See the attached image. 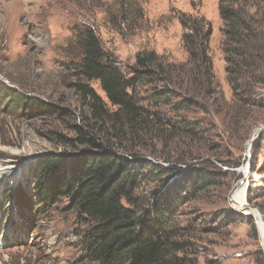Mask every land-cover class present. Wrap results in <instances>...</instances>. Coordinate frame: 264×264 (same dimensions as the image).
<instances>
[{
    "label": "rangeland",
    "instance_id": "1",
    "mask_svg": "<svg viewBox=\"0 0 264 264\" xmlns=\"http://www.w3.org/2000/svg\"><path fill=\"white\" fill-rule=\"evenodd\" d=\"M195 18H204L212 29L209 56L218 95L196 99L198 84L185 85L182 92L197 107L172 118L192 128L196 125L200 135L169 132L156 140L149 133L138 142L128 138L123 146L134 148L140 159L151 163V169L182 172L180 182L186 176L192 178L199 168L207 177H221L216 186L200 190L181 204L179 197L173 202L174 242L184 244L180 259L187 264H264L257 219L246 212L243 215L230 202L233 188L250 164L246 201L264 215V195L255 198L264 191V134L255 142L258 148H252L251 159L247 157L248 143L257 130L264 129V107L256 104L264 102V85L234 103L226 74L219 0H0V93L16 90L56 110L49 116L30 118L0 109V171L9 170L0 178V264H90L83 259L81 247L88 226L69 209V200H60L40 217L32 188L47 157L64 161L85 151L65 141L76 139L74 127L96 124L87 101L73 88L75 71L67 67L79 57L76 30L95 29L108 56L126 71L140 55L151 52L165 65L178 67L177 76L185 70L179 67L189 61L183 23ZM91 87L108 101L99 82H92ZM144 92L140 97H145ZM101 134L107 139L109 132ZM149 172L150 168L145 174ZM156 185L148 181L137 198L150 197ZM25 196L29 202L20 205Z\"/></svg>",
    "mask_w": 264,
    "mask_h": 264
},
{
    "label": "trees",
    "instance_id": "2",
    "mask_svg": "<svg viewBox=\"0 0 264 264\" xmlns=\"http://www.w3.org/2000/svg\"><path fill=\"white\" fill-rule=\"evenodd\" d=\"M219 1L227 80L233 101L238 103L241 96H249L264 85V0ZM89 28L76 30L79 57L67 67L75 71L73 88L87 101L96 124L75 126L76 139H65L71 146L84 147L82 154L64 161L49 156L40 164L32 184L38 199L37 213L40 217L46 215L60 200H69V209L88 226L81 240L87 263L187 264L178 257L184 244L174 242L177 235L171 227L176 211L173 202L179 197L181 204L200 190L216 186L221 177H207L205 170L199 168L192 178L186 176L180 182L182 172L151 169V163L140 159L134 148L124 147L123 141L129 138L138 142L140 136L149 133L155 134L156 140L167 137L169 132L200 135L196 125L192 128L172 115L180 117L197 107L196 101L182 92L185 85L190 88L191 84H198L196 99L203 94L211 98L218 95L209 56L211 26L204 18L183 23V43L189 61L179 67L185 70L177 76L178 67L165 65L151 52L140 55L135 66L126 71L108 56L95 29ZM188 66L192 67L189 71ZM96 81L108 101L91 87ZM149 86L150 90L145 88ZM141 92L145 93L144 98L140 97ZM256 104L264 107L262 101ZM0 109L19 111L30 118L56 111L12 89L0 93ZM107 132L114 136L104 138L101 133ZM257 148L255 144L253 151ZM148 181L157 183L154 192L139 200L136 195ZM17 192L23 196L21 188ZM262 195L264 191L260 190L255 198ZM21 201L24 202L20 205H27L29 199L25 196ZM3 207L6 212V205Z\"/></svg>",
    "mask_w": 264,
    "mask_h": 264
},
{
    "label": "water",
    "instance_id": "3",
    "mask_svg": "<svg viewBox=\"0 0 264 264\" xmlns=\"http://www.w3.org/2000/svg\"><path fill=\"white\" fill-rule=\"evenodd\" d=\"M264 134V129H259L255 132V134L253 135L252 139L250 140V142L248 143V146H247V157L248 159H251V151H252V148H253V145L255 144V142ZM247 174L244 175L243 179L235 185V187L233 188V191L230 195V202L231 203H234V200H235V195L238 193L239 190H241L242 188H245L246 190V196H245V202H246V206H245V211H248V210H253V211H256L258 212L259 215V218L262 220V223L264 225V215L262 214V212L257 208V207H254V206H250L248 203H247V191H248V187H249V182H250V178H251V166L250 164L247 166ZM233 205V204H232ZM244 215V213H243ZM252 216V215H250ZM254 217V216H253ZM258 218V217H256ZM263 238V241H264V236H262Z\"/></svg>",
    "mask_w": 264,
    "mask_h": 264
},
{
    "label": "bare ground",
    "instance_id": "4",
    "mask_svg": "<svg viewBox=\"0 0 264 264\" xmlns=\"http://www.w3.org/2000/svg\"><path fill=\"white\" fill-rule=\"evenodd\" d=\"M248 169L245 170V174H247ZM9 174V170L8 171H0V178L3 175ZM233 205L235 206V208H237L240 212L242 213H247L249 216L252 215L257 219L258 221V226L260 228L261 231V235L264 236V225L262 223V220L259 218L258 212L253 211V210H248L245 211V206H246V202H245V188H242L241 190L238 191V193L235 195V200ZM232 205V206H233Z\"/></svg>",
    "mask_w": 264,
    "mask_h": 264
}]
</instances>
